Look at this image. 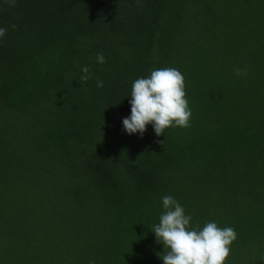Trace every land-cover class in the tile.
<instances>
[{"label": "trees", "instance_id": "16d2710c", "mask_svg": "<svg viewBox=\"0 0 264 264\" xmlns=\"http://www.w3.org/2000/svg\"><path fill=\"white\" fill-rule=\"evenodd\" d=\"M0 27V264H163L166 195L264 264V0H0ZM165 67L190 126L126 134Z\"/></svg>", "mask_w": 264, "mask_h": 264}, {"label": "clouds", "instance_id": "9594fccd", "mask_svg": "<svg viewBox=\"0 0 264 264\" xmlns=\"http://www.w3.org/2000/svg\"><path fill=\"white\" fill-rule=\"evenodd\" d=\"M5 33L6 29L0 27V38ZM96 62L105 63V57L98 53ZM234 71L238 76L242 74L241 69ZM81 72V80L91 78L88 67H83ZM102 86L103 82L97 80V87ZM129 97L130 115L122 119V128L128 135L143 136L148 125L157 137L166 128L190 126L192 111L186 98L184 76L176 68L154 69L147 77L136 79ZM161 203L163 211L150 230L167 249L164 255L157 254L163 264H225L230 245L237 238L234 228H221L214 221L206 222L202 228L190 227L192 217L176 198L166 195L161 197Z\"/></svg>", "mask_w": 264, "mask_h": 264}]
</instances>
